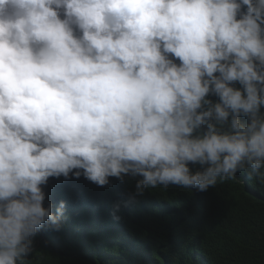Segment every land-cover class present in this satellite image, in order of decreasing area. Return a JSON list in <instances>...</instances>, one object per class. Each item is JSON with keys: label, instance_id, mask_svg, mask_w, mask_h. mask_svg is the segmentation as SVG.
<instances>
[{"label": "clouds", "instance_id": "1", "mask_svg": "<svg viewBox=\"0 0 264 264\" xmlns=\"http://www.w3.org/2000/svg\"><path fill=\"white\" fill-rule=\"evenodd\" d=\"M237 173L264 188V0H0V264L60 231L49 178L148 211Z\"/></svg>", "mask_w": 264, "mask_h": 264}, {"label": "trees", "instance_id": "2", "mask_svg": "<svg viewBox=\"0 0 264 264\" xmlns=\"http://www.w3.org/2000/svg\"><path fill=\"white\" fill-rule=\"evenodd\" d=\"M109 180L49 178L45 206L55 214L64 202L62 227L37 234L32 264H264V188L255 179L237 173L205 192L158 185L148 211L144 195L129 202L134 189Z\"/></svg>", "mask_w": 264, "mask_h": 264}]
</instances>
